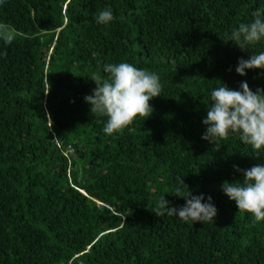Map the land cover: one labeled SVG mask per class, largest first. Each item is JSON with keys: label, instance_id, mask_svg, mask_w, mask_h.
Listing matches in <instances>:
<instances>
[{"label": "trees", "instance_id": "1", "mask_svg": "<svg viewBox=\"0 0 264 264\" xmlns=\"http://www.w3.org/2000/svg\"><path fill=\"white\" fill-rule=\"evenodd\" d=\"M106 8L114 19L98 24ZM258 9L264 0H3L15 38L0 40V264H264V221L222 191L242 180L233 165L264 163V150L239 134L201 139L213 89H264V70L235 72L264 40L228 41ZM120 62L156 72L162 96L107 135L84 97ZM179 178L211 196L214 221L157 213L164 194L184 205Z\"/></svg>", "mask_w": 264, "mask_h": 264}, {"label": "clouds", "instance_id": "2", "mask_svg": "<svg viewBox=\"0 0 264 264\" xmlns=\"http://www.w3.org/2000/svg\"><path fill=\"white\" fill-rule=\"evenodd\" d=\"M3 0H0L2 3ZM114 19L111 8L100 11L96 17L98 24H109ZM14 35L5 24H0V40L11 44ZM264 40V10L252 13L250 22H241L229 37L241 51H248L249 46ZM264 70V51L251 53L247 59H238L235 72L246 76L247 70ZM232 69L230 68L229 71ZM106 78L93 75L95 88L84 100L90 105L92 114L106 117L103 131L107 135L118 134L133 123L137 116L149 118L154 109L150 101L162 96L163 86L159 75L151 70L138 68L127 62L109 63L103 66ZM50 89V85L48 91ZM144 119V120H145ZM206 130L201 139L210 144L228 139L231 134H239L242 142L257 152L264 150V89L254 91L246 81H241L239 89H231L220 84L211 91V105L206 118L202 120ZM234 171L240 173L242 180L224 181L222 191L234 201L238 211L253 217V223L264 221V163H255L252 167L241 169L233 165ZM183 187V180L179 178ZM188 189V188H187ZM161 195L156 211L158 214L178 216L185 222H212L217 209L211 196L193 195L188 189L182 197L183 206H171Z\"/></svg>", "mask_w": 264, "mask_h": 264}]
</instances>
